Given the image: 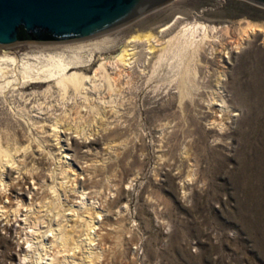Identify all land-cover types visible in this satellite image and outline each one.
Instances as JSON below:
<instances>
[{
	"label": "rangeland",
	"instance_id": "rangeland-1",
	"mask_svg": "<svg viewBox=\"0 0 264 264\" xmlns=\"http://www.w3.org/2000/svg\"><path fill=\"white\" fill-rule=\"evenodd\" d=\"M195 20L230 25V34L220 32L221 39L201 51L195 77L201 89L196 88L182 101L175 59L159 63L157 47L149 51L143 43L126 46V41L134 33L151 31L158 45L184 23ZM246 20L259 23L263 31L253 33L235 49L237 27ZM263 33L264 6L248 0H171L95 36L0 45V51L4 48L22 56L40 48L49 51L107 36L112 41L81 68L91 74L102 56L110 59L106 69L118 78L121 89L112 95L111 103L106 89L100 95L91 91L90 100L100 106H62L55 95L31 97L29 93L41 91L48 82L26 83L20 93L8 92L5 102L0 98V132L10 135V143L25 146L30 141L26 121L15 112L20 108L46 145L40 148L30 142L27 151L17 152L21 164L8 167L4 174L0 264L26 263L19 260L20 247L15 243L19 235L13 227L20 226L27 203L39 205L50 199L52 180L62 184L59 189L65 207L78 201L83 190L87 201L100 210L95 220V231L100 234L95 232V238L103 242L94 240L99 253L95 264H264ZM122 46L134 52L125 68L116 67L111 59ZM9 101L15 106H9ZM57 115L61 118L60 141L55 140L50 127ZM60 156L77 169L73 182V175L53 171L56 160L71 170L62 166ZM71 183L77 191L71 190ZM15 192L25 196L17 217L11 213L18 200ZM7 220L12 228L8 232L4 229ZM19 242L24 244V239Z\"/></svg>",
	"mask_w": 264,
	"mask_h": 264
},
{
	"label": "bare ground",
	"instance_id": "bare-ground-1",
	"mask_svg": "<svg viewBox=\"0 0 264 264\" xmlns=\"http://www.w3.org/2000/svg\"><path fill=\"white\" fill-rule=\"evenodd\" d=\"M229 26L227 25L219 26V25L207 24V22L205 24V23L195 20L193 22L184 23L179 29L176 30V32L173 35L168 37L166 40H163V42H160L158 45L157 43L154 44L155 42H157V36L154 35L151 31H145V32H137L131 35L130 38L126 41V46L127 45L130 46V45L135 44L136 42H139V43H143L144 45H146L149 51L157 47V51H158L157 61L159 63L165 58L175 59L176 61L175 80L177 82V88L179 90V99L182 100V98L184 97H187V96L190 97L193 94V91L198 86V84L195 81V77L197 76V65L196 64H197V61L199 60L201 51L204 50L205 46H210V47L213 46L212 44H214V41H216L215 39L220 40L221 39L220 34H228ZM237 29H238L237 36L233 43L235 49H237L240 45H242L243 41L247 37L252 35L253 33H256L258 31H263L262 25L254 21H250V20H246L243 24H240L239 27H237ZM111 41L112 40L109 37L103 36L101 38L99 37L98 39H95L94 41H90V42L83 41L80 43L77 42L76 44L64 45L62 47H52V49H48L49 51H46V49L40 48L38 51H34L31 54L26 52L22 56H17L13 54L11 51H7L8 49H4V48L1 49L2 51H0V98L4 99V102H5V100H7L8 98L7 96L8 92L19 91L20 93L22 86L25 85L26 83L38 84L41 82H48L47 87H45L41 91L33 90L31 93H29L31 97L32 95L35 97L36 96L38 97V95L40 96L41 95L43 96L51 95V98H52L53 97L52 95H55L56 96L55 100H57L56 102H58V105L62 104V106H70L68 105L69 103L77 104V105L80 104L82 106H100L90 100L91 98H89V93L91 91H94L97 94H99V92H101L103 89H106V92L109 93V96H110L109 98L110 100L108 102L110 103L113 102L114 98H112V95L115 92L117 93V90L120 89L119 88L120 85H118V81H119L118 78L115 75L113 76L112 74L111 76L106 69L107 63L111 65L109 62L110 59L108 60L106 57L102 56V58H100L99 64L94 68L91 74H87L86 72L82 70L83 68H81V65L85 64V62H90L94 58V53L97 50H100L101 48H103V46H105ZM223 42H225V40ZM126 46L124 47L122 46L119 49V51L113 56V58L110 57L113 60L112 63L116 65V67L121 66L122 68H125L129 66V64L131 63L130 60L133 57L134 52L132 51V48H128ZM212 50L214 49L212 48ZM84 53L86 54L84 55ZM72 67L77 68V69L70 70ZM9 72L11 73V75L8 74ZM172 82H174V79ZM216 85L218 86V83ZM199 88L201 89V87ZM199 88H197V90ZM21 95H24V93H21ZM98 98L101 101V98L100 97ZM214 98L216 99V97ZM104 99L106 101V96ZM212 100L214 101L213 97L211 101ZM36 102H37V99H36ZM216 103H218V101H216ZM8 104L9 106H15L12 104L11 101H9ZM39 105H42V104L39 103ZM15 112L20 117H23L24 120L26 121L28 131L30 133V139H29L30 141L28 142L29 144L27 145L20 142L21 144L25 146H22L20 144H18V146H15L16 143H10L9 141L10 139L8 138L9 134L7 135V134H3L2 132H0V192L2 191L1 188L6 187L5 182H4V174L6 170L8 169V167L15 166L16 164L18 165L20 163V160L17 159V157L20 158L18 156L19 153L17 154V152L18 151L21 152L20 150H23L24 152L27 151V149L30 146V142H36L37 146L40 148H45L46 146L43 144L44 139L38 135L39 133L33 132L32 126L34 125L33 123L29 122L28 116L27 117L25 116L27 114H25L24 111L20 108L16 110ZM215 114L218 115V113H215ZM221 115L223 114L221 113ZM225 117H227V115ZM50 127H51V131L53 132V136L54 138H56L55 140L57 141L59 139V133L61 130L60 116L57 115L53 117ZM81 128H82V125H81ZM75 132L77 133V131ZM41 134L42 133H40V135ZM60 140L61 139H59V141ZM185 146H187V144ZM50 151H48L47 154H51ZM61 153H65V152L61 151ZM185 156L187 155L185 154ZM22 157L23 156H21V158ZM61 158L64 159L62 166H67L71 168V170L69 169L67 170L65 169V167L64 168L61 167L59 160H56L53 171L54 172L58 171L59 173L73 175V179H71L70 181V182H73L75 179V175H76L75 171L77 169L74 168L75 166L73 165L71 166V163L67 161L68 159H66V157L60 156L59 159ZM195 167L196 166H194V168ZM194 171L196 172L197 170L195 169ZM55 175L57 176V174ZM55 175L53 176V179H55L56 177ZM187 175H190V174H187ZM191 177L193 178V176ZM60 182L62 183L61 180ZM51 183L52 184L49 185L50 187L48 189L51 193L50 199L48 201H45L43 204H39V205H35L33 204V202L27 203L26 209L23 210L24 211L23 219L20 220V223H19L20 226L13 227V231L19 235V237L17 238L18 240H16L15 242L16 246L20 247V251L18 253L19 260L22 259L26 261V263L24 262L25 264H95L96 260L99 258V253L95 250L94 240H96L95 236L97 237L96 233L100 234V231L99 232L95 231L96 230L95 220L99 216L100 210L98 211V209L96 208L93 202L87 201L88 198L87 199L85 198L87 195H85V193L82 192L83 190L79 191L80 196H78V201H74L75 200L74 198L73 200L74 202L68 205L67 207H65L63 204L64 202H62V199L60 196V189H59L62 184H57L54 180H52ZM73 184L71 183V185ZM67 186H69L68 183H67ZM70 188L72 191L76 190L75 184L72 187L70 186ZM71 190L69 192H71ZM183 191H186V190H183ZM1 194L3 193L1 192ZM15 198L18 200H16L17 202L14 204V208L12 209L11 213L14 217H17L18 215H20L19 211H21L20 205H23L22 201L25 202V196L19 192H15ZM105 201L107 204V200ZM12 202H10L9 204H11ZM5 207H6V204H5ZM98 219L99 218H97V220ZM7 223H8V220L6 221V224ZM4 229L8 232V231H11L12 228L8 227V224H7L4 227ZM98 236L100 237V235ZM20 238L24 239V244L23 243L21 244L19 242ZM99 239H98V242L96 240V243H100L102 238L100 241ZM25 244L26 246L24 247ZM14 264L16 263L14 262Z\"/></svg>",
	"mask_w": 264,
	"mask_h": 264
},
{
	"label": "water",
	"instance_id": "water-1",
	"mask_svg": "<svg viewBox=\"0 0 264 264\" xmlns=\"http://www.w3.org/2000/svg\"><path fill=\"white\" fill-rule=\"evenodd\" d=\"M171 0H0V45L63 42L123 26ZM264 6V0H248Z\"/></svg>",
	"mask_w": 264,
	"mask_h": 264
}]
</instances>
